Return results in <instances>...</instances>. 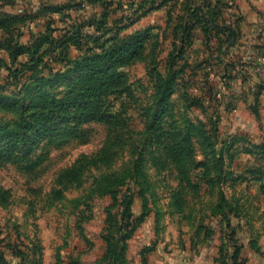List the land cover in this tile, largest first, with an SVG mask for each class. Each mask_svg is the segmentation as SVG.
<instances>
[{
  "label": "rangeland",
  "instance_id": "374dc122",
  "mask_svg": "<svg viewBox=\"0 0 264 264\" xmlns=\"http://www.w3.org/2000/svg\"><path fill=\"white\" fill-rule=\"evenodd\" d=\"M17 1L0 9L36 12L37 1ZM143 1L44 0L61 9L10 34L46 41L39 51L11 59L0 48L1 132L18 120L7 99L61 98L90 67L75 61L137 35L125 90L107 98L115 124L56 130L54 143L16 152L0 143V264H122L103 255L128 234L125 264H264V80L250 57L264 56V0H169L141 15ZM182 137L192 154L177 164L168 147ZM102 150L105 162L59 179Z\"/></svg>",
  "mask_w": 264,
  "mask_h": 264
},
{
  "label": "trees",
  "instance_id": "16d2710c",
  "mask_svg": "<svg viewBox=\"0 0 264 264\" xmlns=\"http://www.w3.org/2000/svg\"><path fill=\"white\" fill-rule=\"evenodd\" d=\"M89 1L92 3L101 2L105 5L109 0ZM168 2L169 0H161L160 2L145 0L140 3L141 5H138L136 10L138 12L143 10V13L140 14L145 15L149 11L160 9L167 5ZM146 3L149 4V7L143 9ZM36 9V12L30 13L27 11L24 13L0 11V29L9 34L0 43V48H5L11 59H16L17 56L24 53L33 56L46 42L40 41L34 46L20 44L12 40L10 35L12 29L16 25L23 24L41 13L58 12L61 7L56 3L40 1ZM211 16H214L212 11ZM215 19H217V16ZM216 27L221 31L219 33L227 34V37L233 35L231 26L227 27L221 24L216 25ZM136 36L117 40L109 38L105 41L109 45L103 48L101 52L91 53L80 61H75L74 67L79 64L85 66L83 63H88L90 67L87 73L75 83L76 86H72L75 80L71 82L70 86L72 87L61 98H58L55 93L37 91L33 94L24 93L19 99H7L10 103H6V106L17 114L18 120L15 121L14 127L0 132V143L5 142L4 146H6L7 151L16 152L27 141L35 143L46 139L47 143H54L56 139L60 138V135L56 134V130H63L64 132L66 131L64 134L74 136L77 134V127L82 124L90 122L115 124L117 118L116 114L109 110L108 96L121 94L125 90V74L120 68L129 64L137 55L136 48H134V42L136 41L134 37ZM42 80L45 82L44 78H39L37 81L41 82ZM172 83L173 78H171V81H165L164 86L168 87ZM162 100H166V96H163ZM62 125L64 126L61 127ZM54 131L55 135H53ZM104 152L102 150L100 152L101 156L83 159L72 168L64 170L59 179L66 178L67 181L78 180L88 165L105 162L108 159V155H103ZM168 153L174 163H184L192 154L189 140L182 137L181 140L168 147ZM128 237L129 234L122 237V245L119 250H116V247L108 242L103 259L110 262L112 255L115 254L119 257L120 262L125 264V240Z\"/></svg>",
  "mask_w": 264,
  "mask_h": 264
},
{
  "label": "built area",
  "instance_id": "2783aa9c",
  "mask_svg": "<svg viewBox=\"0 0 264 264\" xmlns=\"http://www.w3.org/2000/svg\"><path fill=\"white\" fill-rule=\"evenodd\" d=\"M250 57L257 66L255 71L257 72L259 78L264 80V56L257 53H252Z\"/></svg>",
  "mask_w": 264,
  "mask_h": 264
},
{
  "label": "crops",
  "instance_id": "0c3cea01",
  "mask_svg": "<svg viewBox=\"0 0 264 264\" xmlns=\"http://www.w3.org/2000/svg\"><path fill=\"white\" fill-rule=\"evenodd\" d=\"M20 1H23V2H21V3H27V2H29V0H20ZM20 1H17V3L19 2L20 3ZM30 1H32V2H34V0H30ZM35 1H37V4L40 2V1H44V0H35ZM249 2L251 1V0H248ZM35 3V2H34ZM0 10H5V11H9V12H14V13H24V11H20L19 12V4L18 5H14V7L12 8H8V7H6V8H2V9H0ZM252 29H253V27H257V25H249ZM249 27V28H250Z\"/></svg>",
  "mask_w": 264,
  "mask_h": 264
}]
</instances>
